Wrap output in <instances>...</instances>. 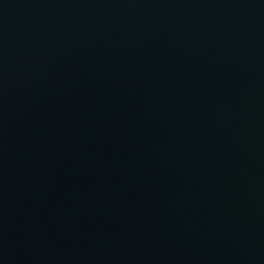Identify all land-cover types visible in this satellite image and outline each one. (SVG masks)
I'll return each mask as SVG.
<instances>
[{
	"label": "water",
	"instance_id": "1",
	"mask_svg": "<svg viewBox=\"0 0 264 264\" xmlns=\"http://www.w3.org/2000/svg\"><path fill=\"white\" fill-rule=\"evenodd\" d=\"M0 264H264V0H0Z\"/></svg>",
	"mask_w": 264,
	"mask_h": 264
}]
</instances>
